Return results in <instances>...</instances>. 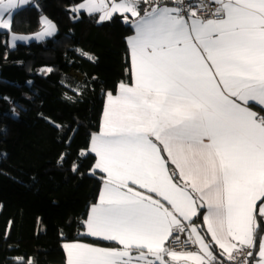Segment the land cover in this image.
Returning a JSON list of instances; mask_svg holds the SVG:
<instances>
[{
    "label": "snow or ice",
    "instance_id": "obj_1",
    "mask_svg": "<svg viewBox=\"0 0 264 264\" xmlns=\"http://www.w3.org/2000/svg\"><path fill=\"white\" fill-rule=\"evenodd\" d=\"M27 3L0 0V29L10 31L13 10ZM214 3L212 18L182 0L150 4L143 16L137 0L80 5L101 20L120 12L128 22L130 13L135 35L132 85L108 95L88 149L104 176L84 226L119 247L65 244L67 264H218L217 247L227 257L219 264L255 260L264 231V0ZM42 23L37 39L55 30ZM203 208L211 243L193 226ZM186 230L197 251L169 250V237ZM258 248L264 264V237Z\"/></svg>",
    "mask_w": 264,
    "mask_h": 264
},
{
    "label": "trees",
    "instance_id": "obj_2",
    "mask_svg": "<svg viewBox=\"0 0 264 264\" xmlns=\"http://www.w3.org/2000/svg\"><path fill=\"white\" fill-rule=\"evenodd\" d=\"M83 1L34 0L0 31V264H64L65 242L109 245L82 234L103 183L88 147L106 94L130 82L132 29L119 15H75ZM41 17L57 33L11 48L10 34L37 33Z\"/></svg>",
    "mask_w": 264,
    "mask_h": 264
},
{
    "label": "crops",
    "instance_id": "obj_3",
    "mask_svg": "<svg viewBox=\"0 0 264 264\" xmlns=\"http://www.w3.org/2000/svg\"><path fill=\"white\" fill-rule=\"evenodd\" d=\"M33 1H34V0H29V3L18 6L16 9L13 10V13H14L15 11L21 9V8H24V7L28 6V5L31 4ZM213 1H214V0H213ZM106 2H107V3L109 4V6H110L111 3H112V0H106ZM116 2L119 3L120 0H116ZM83 3H84V1H83L82 3L76 5V6L73 8V13H74L75 15L78 16L80 13H84V14L89 15V16H91V15H96V16H97V19H98V23L107 22V21H109L113 16H115V15H119V16L122 18V21H123L125 24L129 25V26L131 27V29H132V33L126 38V44H127L128 52H129V74H130V82H128V83H120V84L118 85V87H117L116 92H115L114 94H111V95H113V96H116V95L119 93V86H120L121 84H125V85H128V86H131V85H132V61H131V51H130V47H129L128 40H129L130 37H132V36L135 35V28H134V26H133V24H132V21H133L135 18L132 17L130 13H128V14H127L128 22H125V18H124V17H125V14H122V13H120V12H117V13H114V14L111 16V18H105L104 20H101V19H100L101 15H102L101 12H94V13H91V14H90L88 10L80 8V5L83 4ZM137 5H138L139 11H140V15L143 16L144 13H145V11H146L147 9L144 7V5L142 4V2L137 1ZM163 6H165V5H163ZM166 6H168V5H166ZM169 7H171V6H169ZM4 18H5V19L8 18L7 14L5 15ZM42 21L50 22V23L54 26V29H55V30H54V33H53L52 35H45V36H43L42 38L37 39V38H36L37 35L40 34V33H42V32L44 31V28H45V25H44V23H42ZM40 23H41V29H40L37 33H35V34H31V35L10 34V36H9V45H10V47H11V48H14L15 45H16V44H19V43H21V44H27V43H30V42H42V41H44V40H47V39L52 38V37L57 33V29H56V26L54 25V23L51 22L50 20H48L46 17H41V18H40ZM5 30H7V29H0V31H5ZM13 36H16V37H24L25 39H18V40L13 41V40H12V37H13ZM109 94H110V93H107L106 96H105V100H104V108H103V112H102V116H101V124H102L103 119H104V112H105V108H106V105H107L108 95H109ZM250 107H251V110H253V111H257V112H260V106H259L258 104H255V102H250ZM101 124H100V128H101ZM100 128H99V130H98L96 133H94L93 135L99 133ZM93 135H92V136H93ZM92 136H91V137H92ZM90 141H91V138H90ZM161 147H162V146H161ZM89 148H90V143H89V147H88V149H89ZM88 152H89V151H88ZM90 153H91V152H90ZM91 154H93L94 157H95V154H94V153H91ZM164 155H165V157H166V153H165ZM95 162H96V157H95ZM95 162H94V166H93V171L96 172V173H98V174H101V176L103 177L104 174L101 173L98 169H95ZM171 167H174V166H171ZM177 179H179V178L177 177ZM102 189H103V183H102V185L100 186V190H99V193H98V197H97L96 202H95L94 204H92V205L89 207V209H88L86 219H87V217H88V215H89V213H90L92 207H93L94 205H96V204L99 203L100 193H101ZM200 211H201V217H202L201 219H202V224H203V229H204V230H203L204 232L202 233V232L200 231V234H201L202 236H206V232H207V230H206V227L204 226L203 215L206 214L207 209H206V208H203V209H201ZM86 219H85V221H86ZM193 220H195V218H193ZM85 221H84V222H85ZM193 226H195L196 228L200 229L199 225H198L197 223H195V222H194V225H193ZM82 234H83L84 236H86V237L92 239V240H98V241H101V242H105V243H107V244H109V245H101V244H97V243H90V242H84V241H79V240H77V241H69V242H65V243L63 244V250H64V253H65V263H64V264H67V250L64 248V245H65V244H71V243H82V244H88V245H91V246H93V247H104V248H108V247H119L118 245L114 244L113 242H109V241L101 240V239H98V238H96V237H92V236H90V235H87V229H86L85 226H84V229H83ZM261 237H264V231H263ZM169 240H170V237H169V239L165 242L166 247H168V242H169ZM206 242L211 243V238H210V236H206ZM258 243H259V242H258ZM195 248H196V249H195L194 251H197L198 246L195 245ZM258 251H259V248H258V245H257V249H256V253H257V255H256V257H255V260L252 261V264H256V261L259 260ZM214 253H215L217 259H219V260L227 259L226 256H225V257H221V256H220V251H219L218 247L214 249ZM152 259H154V258H152ZM166 259H169V258L166 257Z\"/></svg>",
    "mask_w": 264,
    "mask_h": 264
},
{
    "label": "built area",
    "instance_id": "obj_4",
    "mask_svg": "<svg viewBox=\"0 0 264 264\" xmlns=\"http://www.w3.org/2000/svg\"><path fill=\"white\" fill-rule=\"evenodd\" d=\"M142 2L144 7L148 10L149 5H155L159 3L161 6L168 5L171 7L177 6L181 0H139ZM183 5L186 11H195L197 15L201 18H212V14L216 10V5L213 0H182ZM168 248L171 251L177 252H188L194 251L195 245L192 244L191 239L189 238V232L186 230L185 232L181 233L179 231L174 232L170 236V240L168 242ZM237 259H243L242 254L237 253ZM227 260V259H224ZM219 264V259H217Z\"/></svg>",
    "mask_w": 264,
    "mask_h": 264
},
{
    "label": "rangeland",
    "instance_id": "obj_5",
    "mask_svg": "<svg viewBox=\"0 0 264 264\" xmlns=\"http://www.w3.org/2000/svg\"><path fill=\"white\" fill-rule=\"evenodd\" d=\"M137 1H139V0H137ZM140 2V1H139Z\"/></svg>",
    "mask_w": 264,
    "mask_h": 264
}]
</instances>
